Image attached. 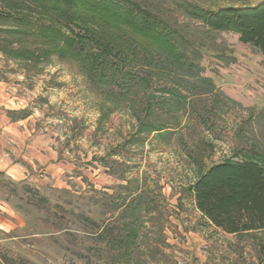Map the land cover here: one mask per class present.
<instances>
[{
  "label": "rangeland",
  "instance_id": "rangeland-1",
  "mask_svg": "<svg viewBox=\"0 0 264 264\" xmlns=\"http://www.w3.org/2000/svg\"><path fill=\"white\" fill-rule=\"evenodd\" d=\"M133 1L151 6L189 41L205 44L200 65L214 85L161 69L153 71L149 84L126 78L99 87L77 58L52 55L34 64L0 50V82L7 83L6 88L0 84V104L8 101V92L31 98L66 164L47 191L1 181L0 197L10 207L13 227L9 252L0 250L6 264H173L178 247L171 241L180 233L175 220L181 212L195 217L188 188L204 169L227 159L264 158V57L259 51L234 32L197 29L199 20L185 13L182 0ZM261 1L217 0V5ZM8 12L42 19L35 10L18 11L0 0V13ZM12 24L0 22V39L16 47L30 44L9 32ZM133 64V71L144 68L141 61ZM145 115L167 130L141 132ZM131 199L141 201L142 211L138 246L129 259L113 238L123 210L115 203ZM263 243L264 230L244 234L234 249L237 257L219 256L223 264H258L264 262Z\"/></svg>",
  "mask_w": 264,
  "mask_h": 264
},
{
  "label": "trees",
  "instance_id": "trees-1",
  "mask_svg": "<svg viewBox=\"0 0 264 264\" xmlns=\"http://www.w3.org/2000/svg\"><path fill=\"white\" fill-rule=\"evenodd\" d=\"M5 1L12 9L35 10L42 18L38 22L25 13H0L1 23L13 21L9 32L14 37L31 41L16 47L0 39V50L10 57L34 64L52 55L77 58L99 87L128 82L126 78L149 84L153 71L161 69L214 85L211 77L203 76L200 65L205 44L197 45L179 35L149 5L133 0H128L129 6L124 0ZM182 1L185 13L199 20L197 29L201 27L206 33L234 32L242 43L250 44L264 57V0L247 6H220L217 0ZM140 61L144 68L133 71V62ZM163 90L169 92L167 88ZM140 121L141 132L147 135H162L167 130L157 122H148L147 115ZM114 188L118 189V185ZM188 190L197 208L223 231L244 235L264 230L263 157L211 162ZM118 207L123 208L122 221L113 243L119 246L122 256L130 259L141 233V201L131 199L118 204L117 200L115 209ZM258 264L264 262L260 260Z\"/></svg>",
  "mask_w": 264,
  "mask_h": 264
},
{
  "label": "crops",
  "instance_id": "crops-1",
  "mask_svg": "<svg viewBox=\"0 0 264 264\" xmlns=\"http://www.w3.org/2000/svg\"><path fill=\"white\" fill-rule=\"evenodd\" d=\"M0 84L7 86L5 82ZM6 94L8 101L0 104V184L7 178L40 192L47 191L48 183L58 181L66 168L64 154L59 151L52 131L42 127L43 111H39L36 103L30 101L31 98L12 97V92ZM12 98L18 100V105ZM192 208L196 214L194 218H184L181 212L180 218L175 220L180 233L171 241L178 247L173 264H223L219 255L237 257L234 249L239 247L242 235L227 233L215 226L197 208L195 199ZM9 209L0 197V250L3 252H9L11 245L13 227L8 218ZM0 264L6 263L0 260Z\"/></svg>",
  "mask_w": 264,
  "mask_h": 264
}]
</instances>
